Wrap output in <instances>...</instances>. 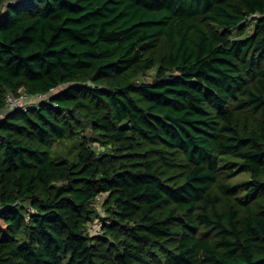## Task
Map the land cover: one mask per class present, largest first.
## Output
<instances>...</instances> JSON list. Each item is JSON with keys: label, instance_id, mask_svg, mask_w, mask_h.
Segmentation results:
<instances>
[{"label": "trees", "instance_id": "trees-1", "mask_svg": "<svg viewBox=\"0 0 264 264\" xmlns=\"http://www.w3.org/2000/svg\"><path fill=\"white\" fill-rule=\"evenodd\" d=\"M0 264H264V0H0Z\"/></svg>", "mask_w": 264, "mask_h": 264}, {"label": "rangeland", "instance_id": "rangeland-1", "mask_svg": "<svg viewBox=\"0 0 264 264\" xmlns=\"http://www.w3.org/2000/svg\"><path fill=\"white\" fill-rule=\"evenodd\" d=\"M3 3L4 2H2V4ZM252 30H253V28H252V23H251L249 32ZM150 73L151 74L154 73V68L151 69ZM26 100L31 101L32 98H27V96H24V97L19 98L15 101H18L20 104H22V103L25 104ZM88 132L91 133L90 129L88 130ZM97 149H100L99 145H98ZM174 172H176V171L171 172V174ZM246 177H248V174H242V175L237 176L236 178H233L232 181L235 182V181L243 180ZM106 197H107V194H101L98 196V199H97V206H98V209H99L100 213L102 214V216H106V211L102 207V204H103L102 202L105 200ZM104 225H105V222L101 216L96 217L94 220L89 222L90 230L94 234L102 233L104 231Z\"/></svg>", "mask_w": 264, "mask_h": 264}, {"label": "built area", "instance_id": "built-area-1", "mask_svg": "<svg viewBox=\"0 0 264 264\" xmlns=\"http://www.w3.org/2000/svg\"><path fill=\"white\" fill-rule=\"evenodd\" d=\"M24 96H27V98H32V100L31 101L26 100L25 104H23V103L20 104L18 101H15V100H17L19 98H22ZM36 101H37L36 97L28 95V94H25V93H22L20 96L15 95L13 93H10L9 97H8V108L7 109H13V108H17V107L27 108L30 104H33Z\"/></svg>", "mask_w": 264, "mask_h": 264}]
</instances>
